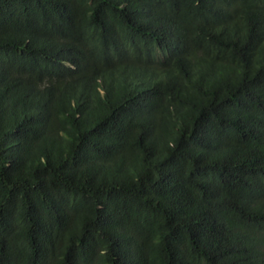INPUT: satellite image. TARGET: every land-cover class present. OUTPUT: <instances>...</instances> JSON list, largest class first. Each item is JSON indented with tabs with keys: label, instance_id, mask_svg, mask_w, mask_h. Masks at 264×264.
Returning a JSON list of instances; mask_svg holds the SVG:
<instances>
[{
	"label": "trees",
	"instance_id": "trees-1",
	"mask_svg": "<svg viewBox=\"0 0 264 264\" xmlns=\"http://www.w3.org/2000/svg\"><path fill=\"white\" fill-rule=\"evenodd\" d=\"M0 264H264V0H0Z\"/></svg>",
	"mask_w": 264,
	"mask_h": 264
}]
</instances>
